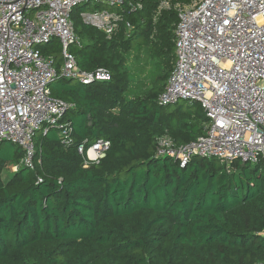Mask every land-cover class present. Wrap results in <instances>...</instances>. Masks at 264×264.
<instances>
[{"label":"trees","instance_id":"16d2710c","mask_svg":"<svg viewBox=\"0 0 264 264\" xmlns=\"http://www.w3.org/2000/svg\"><path fill=\"white\" fill-rule=\"evenodd\" d=\"M140 2L136 11L121 10L110 38L83 21L89 4L75 8L76 17L72 13L79 43L69 49L78 65L112 74L111 80L90 85L63 77L50 84L53 98L74 105L61 118L72 142H64L58 127L39 131L33 168L13 172L24 150L0 143V264L264 260V160L227 165L196 156L182 166L156 155L158 137L190 142L205 133L209 119L196 101L159 104L175 65L178 12L160 11V0ZM142 47L149 48L162 72L147 92L130 95L123 65L129 52ZM62 49L58 39L41 46L58 64ZM101 137L110 141L106 155L85 167L79 144L87 148Z\"/></svg>","mask_w":264,"mask_h":264},{"label":"built area","instance_id":"2783aa9c","mask_svg":"<svg viewBox=\"0 0 264 264\" xmlns=\"http://www.w3.org/2000/svg\"><path fill=\"white\" fill-rule=\"evenodd\" d=\"M91 3L120 8L82 13L85 23L109 38L122 20L121 10L142 8L140 0H0V143L24 150L15 171L33 168L39 131L58 127L64 142H72L71 129L61 118L74 105L51 96L53 81L63 77L90 85L112 78L105 68L83 70L69 49L79 43L72 13ZM170 8L178 12L176 60L158 102H199L209 120L205 133L190 142L178 143L168 134L158 137L156 155L182 166L196 156L227 165L235 160L259 163L264 160V0H160V11ZM54 39L63 46L60 64L41 51ZM109 147L103 137L87 148L79 144L83 165L99 163Z\"/></svg>","mask_w":264,"mask_h":264},{"label":"rangeland","instance_id":"374dc122","mask_svg":"<svg viewBox=\"0 0 264 264\" xmlns=\"http://www.w3.org/2000/svg\"><path fill=\"white\" fill-rule=\"evenodd\" d=\"M108 6L104 4H94L91 3L88 5L87 10L89 12H93L96 9H105ZM110 11H119L120 8L118 6L111 8L108 7ZM75 10L73 15L76 17ZM82 17V16H81ZM83 19V18H82ZM54 55H58V53H53ZM157 59L150 54V50L147 47H142L139 50L131 51L126 56V61L123 65V69L127 71L131 84H130V95H137L147 92L151 87H153L157 77L162 72L161 66H157ZM187 103V100L180 99L179 104ZM12 165L11 171H15Z\"/></svg>","mask_w":264,"mask_h":264},{"label":"water","instance_id":"95a60500","mask_svg":"<svg viewBox=\"0 0 264 264\" xmlns=\"http://www.w3.org/2000/svg\"><path fill=\"white\" fill-rule=\"evenodd\" d=\"M92 166H94V165H92Z\"/></svg>","mask_w":264,"mask_h":264}]
</instances>
